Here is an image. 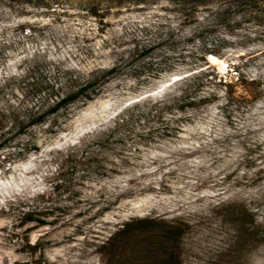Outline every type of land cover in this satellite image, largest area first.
<instances>
[{
	"label": "rangeland",
	"instance_id": "374dc122",
	"mask_svg": "<svg viewBox=\"0 0 264 264\" xmlns=\"http://www.w3.org/2000/svg\"><path fill=\"white\" fill-rule=\"evenodd\" d=\"M119 1L0 0V264H164L160 227L102 250L144 219L183 229L175 264H264V32L246 21L264 0L230 13L235 32L214 27L206 58L192 39L216 0L187 20L181 0ZM92 79L49 112L50 86ZM29 207L48 224H24Z\"/></svg>",
	"mask_w": 264,
	"mask_h": 264
},
{
	"label": "trees",
	"instance_id": "16d2710c",
	"mask_svg": "<svg viewBox=\"0 0 264 264\" xmlns=\"http://www.w3.org/2000/svg\"><path fill=\"white\" fill-rule=\"evenodd\" d=\"M17 1V0H14ZM138 2H144L147 0H137ZM173 2H176L177 0H171ZM121 4L124 2V0L119 1ZM206 3L204 0H181L180 1V6H182V15L184 16V20H187L189 17L188 13L193 12L194 14L199 13V9L201 8V5ZM216 9L218 10V20L216 21V25H211V26H205L202 27L193 37L192 40L194 41H202L203 40V50H204V58L208 53H214L218 54V50L214 47H211L204 39L206 36L214 31V27L219 28V27H225L229 29L232 32H235L236 30L239 29V27L245 22L243 19H238V20H233L232 16H230V13L232 11H242L244 7H246L247 1L246 0H216ZM246 21L248 20L249 22H254V24L258 27L256 29H262L264 32V10H258L254 9L250 14H248ZM254 16V17H252ZM258 17L255 19V17ZM220 18V20H219ZM245 18V17H244ZM153 51L152 48H145L141 50L140 55L142 57L148 56L151 52ZM139 52V49L137 50ZM139 55V56H140ZM236 69H239L238 67H235ZM116 69H110L108 72L113 74L115 73ZM212 75V74H211ZM218 77V75H217ZM238 82L243 83L246 81L245 75L242 73L238 72ZM73 80V78H71ZM94 80V81H93ZM221 83L226 85L228 88V91L231 93L233 92L234 87L237 85L236 82L231 81L228 82V80L225 81L223 77L220 78ZM96 82L95 79H92L88 81L85 85H82L78 87L75 91H69L67 93H60L59 89L57 88L56 85L50 86L49 92L52 96H55L56 99H53V103L49 105V112L50 113H56L62 108H67L69 107L72 103L76 102L79 97L86 93ZM43 83H38V92L42 91L46 87H44ZM92 98V97H90ZM193 103V102H190ZM195 104V103H194ZM132 109V108H131ZM46 113L44 112H37L31 117V123L30 124H39L42 123L45 120ZM120 121H124V119L120 118L118 120V125L120 124ZM1 130V126H0ZM7 146V143L5 141V138L3 139V134H0V151L5 149ZM27 152V151H25ZM24 155L25 153L21 152L19 155ZM49 208H39V207H29L26 208L22 211L23 214V223L24 224H29V223H37L39 226H45L48 224V221L46 218L39 217L40 215H46L48 216L49 213ZM234 213L238 216H241L243 218L245 217H250L252 215V211L248 209L246 206H241L240 208L235 209ZM154 227H157L162 230L163 234L161 236L162 239V245L165 249L166 257L165 261H163L164 264H175V260L177 259L175 253L176 249L178 247V238L182 235L183 229L177 225H167L164 222L155 220V219H144V220H138L134 221L132 223L126 224L121 230L116 232L113 236L109 238L107 242H105L102 246V250L112 248L117 245V241L119 238L126 237V236H132L135 234L143 233L145 230H150ZM139 230V231H138ZM239 235L237 236L238 242L240 240H244L247 238V236H251L254 234V232H250V229L247 227V225H243L239 229ZM250 233V234H249ZM246 236V237H245ZM39 247L38 243H34L30 245V248L33 251H36ZM111 250V249H110ZM112 252V251H110ZM116 258L115 253L112 254V256L106 257V264H113L114 260Z\"/></svg>",
	"mask_w": 264,
	"mask_h": 264
}]
</instances>
